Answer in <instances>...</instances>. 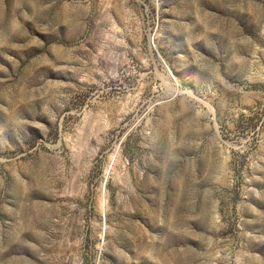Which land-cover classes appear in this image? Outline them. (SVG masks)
<instances>
[{
  "label": "rangeland",
  "instance_id": "rangeland-1",
  "mask_svg": "<svg viewBox=\"0 0 264 264\" xmlns=\"http://www.w3.org/2000/svg\"><path fill=\"white\" fill-rule=\"evenodd\" d=\"M0 264H264V0H0Z\"/></svg>",
  "mask_w": 264,
  "mask_h": 264
}]
</instances>
